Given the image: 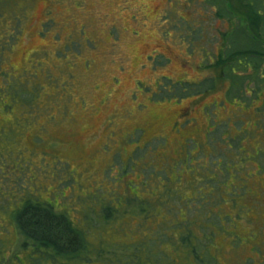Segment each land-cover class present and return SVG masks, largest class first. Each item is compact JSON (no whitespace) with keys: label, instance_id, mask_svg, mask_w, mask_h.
Returning <instances> with one entry per match:
<instances>
[{"label":"rangeland","instance_id":"obj_1","mask_svg":"<svg viewBox=\"0 0 264 264\" xmlns=\"http://www.w3.org/2000/svg\"><path fill=\"white\" fill-rule=\"evenodd\" d=\"M217 1L0 0V264H264V92ZM28 201L87 258L35 252Z\"/></svg>","mask_w":264,"mask_h":264},{"label":"trees","instance_id":"obj_2","mask_svg":"<svg viewBox=\"0 0 264 264\" xmlns=\"http://www.w3.org/2000/svg\"><path fill=\"white\" fill-rule=\"evenodd\" d=\"M216 2L218 1L205 0L206 5L212 4L217 8ZM218 5L219 8L224 7V9L229 7L230 13L227 14L231 17L230 20L235 19L239 25L242 24V34H245V38L242 39L245 43L237 46L236 39L234 41L231 35H226L225 38L229 39L232 47L218 59L217 66L220 69L227 67L226 76L234 81L235 77L231 70L233 64H238L242 67L243 73H247L242 79L250 81L248 87L256 83L255 92H264V0H219ZM236 28L234 35L239 37L237 31L240 29ZM251 69L253 72L249 74ZM233 83L235 84V81ZM111 211L120 212L112 209L111 206H103L101 216L105 221H109ZM16 222L22 235L32 243L35 252L45 251L53 258H87L85 254L88 246L81 243L82 233L74 229L66 218L55 213L48 205L26 202L18 211Z\"/></svg>","mask_w":264,"mask_h":264}]
</instances>
